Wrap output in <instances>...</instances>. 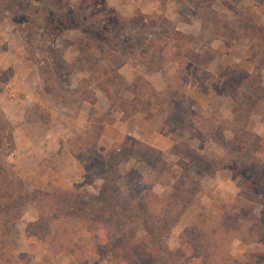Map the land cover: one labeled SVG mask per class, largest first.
I'll list each match as a JSON object with an SVG mask.
<instances>
[{
    "label": "rangeland",
    "instance_id": "obj_1",
    "mask_svg": "<svg viewBox=\"0 0 264 264\" xmlns=\"http://www.w3.org/2000/svg\"><path fill=\"white\" fill-rule=\"evenodd\" d=\"M102 10L105 13H99ZM203 47L217 51V56L212 60L205 52L200 60L191 62L188 58L184 67V52L200 53ZM232 49L237 52L233 60L242 58L241 66L229 68L235 70L234 76L227 69L222 82L211 72V66ZM226 74L236 81L235 92L247 101L246 108L252 112L245 113L249 114L246 126H240L237 120L232 125L234 133L224 134L231 144L225 143L221 132L212 127L218 122L230 127L224 122L236 120L218 116L219 110L212 105L207 115L201 108L200 117L194 118L190 111L182 114V100L179 109L169 108L170 125L166 124V115L157 103L167 97L171 84L177 91L169 95V100L182 95L186 84L187 96L198 104L189 93L193 82L196 93L212 102L226 89L232 93L224 84ZM156 84L166 86L167 92L160 94ZM152 108L161 116V122L146 127L144 134L148 137L156 131L159 136L162 127L167 128L177 138L169 150L162 151L130 134L139 125L132 117ZM245 129L254 137L249 139ZM118 133L120 139L114 142ZM236 138L252 142L249 152L253 159L250 153L241 155L246 160L243 174L251 177L259 168L260 179L264 178L260 169L264 164V0H0V206L6 202L21 204L23 196L28 201L17 225L9 221L7 230L0 229V249H6L7 255L6 259L0 258V264H51L50 253L54 257L64 252L76 254L77 264H131L125 258L141 264L137 248L145 247L147 241L159 264H264L261 257H254L264 254V180L254 188L238 173L218 169L206 173L203 179L197 177L200 191L193 194V205L185 208L176 204L185 201L189 191L199 189L196 182H189L183 191L176 185L184 180V164L189 162L184 143L207 160L218 162L227 156L222 146L231 153L238 152ZM128 139L156 152L151 155L142 145L132 151L134 143ZM117 145H122L121 153L127 160L118 171L106 172L103 177L98 172L103 149ZM135 154L146 159L139 161ZM233 161L226 160L228 164H235ZM114 162L116 159L107 163ZM91 164L92 170L88 171L86 166ZM253 164L259 167L253 169ZM152 169L157 174L151 175ZM130 170L136 180L139 174L146 178L144 185L134 187L130 176V188L128 180L122 178L119 192L102 197L107 178L112 180L115 172ZM224 170L226 174L217 176ZM158 177L168 183L154 187L151 198L163 200L150 205L155 218H147L137 227L125 216L112 217L110 199L116 201L118 210L124 199L137 198L136 204L140 205V190L153 186ZM72 178L78 182L70 186ZM61 191H72L77 201L82 200L81 194L95 199L100 217L111 222H104L103 232L109 233L105 246L96 247L93 233L78 216L69 219L67 235H63L64 229L56 231L52 215L37 222L40 205L35 198L41 192ZM111 192L106 187L105 194ZM45 201L43 198L41 208L46 204L51 213L53 207ZM29 209L38 211L37 220H24ZM86 210L78 213L76 208L70 212L88 213ZM226 211L232 216L228 218ZM141 212L136 209V216ZM145 224L151 233L145 231ZM83 228L94 239L91 248L86 247L89 240ZM133 228H139L138 244L129 237ZM187 228L203 230L197 233L203 240V247L199 246L202 252L196 251L198 246L193 242L197 236H191ZM123 233L129 243L117 247ZM36 240L40 242L38 247L28 246ZM44 243L50 249H43ZM59 247L64 249L60 251ZM23 254L28 259L12 260Z\"/></svg>",
    "mask_w": 264,
    "mask_h": 264
},
{
    "label": "trees",
    "instance_id": "obj_2",
    "mask_svg": "<svg viewBox=\"0 0 264 264\" xmlns=\"http://www.w3.org/2000/svg\"><path fill=\"white\" fill-rule=\"evenodd\" d=\"M96 13H97V16H101L99 13H105V12L102 10L99 13L96 11ZM118 22L120 24L122 21L118 20ZM126 44L130 45L131 43H126ZM127 49H129V47H127ZM205 52H207L208 55H211L210 57L212 60L217 56V53H216L217 51L215 52L214 50L206 48V47H203L200 50V53L193 52L191 54L190 53L187 54V52H184V67L187 64L186 60L188 58L191 60V62L194 59L200 60V58H202L201 54H204ZM220 56H221V54H220ZM198 63H199V61H198ZM228 70L230 72L229 74H232L234 76L235 70H230V69H228ZM229 74L225 75L226 78H225L224 84L232 89L231 95H232L234 102H235L233 114H234V120H236V121L235 122L234 121L229 122V123L224 122V123L229 124L230 127L223 125L222 124L223 122L222 123L218 122L217 123L218 125H214L212 127L214 131L221 132L220 134H222V135L220 137L223 138V140L227 144H231L232 140H226L224 134L228 131H232L234 133V131L232 129V125H234L237 122V120H238L240 126H243V125L246 126V123L249 120L248 115L249 114L252 115V112H250V110L248 108H246V106L249 105L247 103V101L244 98H240L237 95V93L235 92L236 81L232 77H229ZM244 75H246V74H244ZM246 76H244V78ZM211 77H213V76L211 75ZM186 83H188V80L186 81ZM186 87L187 86L185 84L184 93H182V95H176L175 96L176 98H172L169 100V95H174L177 91V89H175L174 85L171 84L169 86V91L167 93V97L161 98V100H164V101L163 102L159 101L157 103V106L166 115L165 116L166 121H167L166 124L170 125L169 124L170 122L168 120V118L170 116L169 114H171L169 112V108L171 109V111H173L175 107H176V109H179L178 107H180L179 105H181L180 102L182 100H184V110H182V108H181L182 114H183V111L184 112L190 111V114L194 118H197L198 116L200 117L201 108L198 107V104L195 100H193L187 96ZM207 89L208 88H203V91H207ZM246 112L247 113L249 112V114L246 115L245 114ZM167 113H168V117H167ZM241 118H242V120H241ZM200 119H202V117ZM221 124H222V127H221ZM244 134H246L249 139L251 137L252 138L254 137V135H252V134H251L252 136H250L247 129L244 130ZM237 139L238 138L234 139V144L236 145V149L238 152L237 153H231L230 151L227 150L226 146H222L224 151H227L226 152L227 156H225L224 159H219V160L217 159L218 162H216L212 159L207 160L206 156L198 154V152L196 150L192 149L191 146H189V144L184 143V148L186 149V150L184 149V155H186V157L189 159V162L187 164H184V180H181V182L177 183L176 185L180 190L183 191L184 187L188 188L189 182L190 183L196 182L197 185L199 186L198 187L199 189L194 190L195 193L194 192L192 193L191 191H189L187 193V199L185 201H182V202L178 201V202H176V204H182L183 206H185V208H187L188 206H191V204L193 205L195 202V198L192 199V196H193V194L197 195L198 191H200V182H198L199 178H197V177H199V175H200V177H202L206 173H211V171H213L215 173L218 169H229L235 173H238V175L240 177H242V179H244V181H246V183L251 184V186L253 185L254 188H258L259 183L262 180H264V178L260 179V176H259L260 173H258V172H260L259 168H258V171L255 172V174L251 175V177H248L247 175L243 174V169H242V166L246 162V160H242L241 155L247 156L248 153H250L249 151H250L252 142L249 139L247 141L244 140L245 142H242L241 139L238 141ZM128 141H131L134 143L132 145V148H131L132 151H134V149H136L137 146L142 145L144 147L145 151L146 152L149 151L151 155H153L156 152V150L154 148L147 146V145H143V143L136 141L134 139H128ZM121 146L122 145H117L116 147L114 146L109 150L103 149V154H101L102 155L101 157H103L102 158V164L99 168L100 171H98L99 173H102L103 177H105L106 172L111 173L115 170L118 171L120 166H122L125 163V161L127 160V159H125V156H122ZM255 147H256V145H255ZM126 150L128 151V148ZM251 155L252 154L250 153L249 156H251ZM135 157L139 161H144L146 159L145 157H143L139 154H137V155L135 154ZM252 157L253 156H251V159H253ZM111 159H116V162H114L113 165L108 164V163H110ZM231 159H234L233 162H235V164H228L226 162V160H231ZM223 161H225V162L223 163ZM92 165L93 164L86 166L88 171L92 170V167H93ZM253 166H254L253 169L256 168V166L259 167V165H257V164H253ZM112 168H113V170H111ZM212 169H214V170H212ZM260 169L263 170V174H264V164H263V166L260 165ZM165 173H166V170H165ZM150 174L155 175L157 173L155 172V170L152 169L150 171ZM130 176L133 179L134 187L139 186L141 184L144 185L146 178L143 175L139 174V176H137L138 178L136 180L134 173H133V170H130V171L124 172V173L115 172L114 178L112 180H110L109 178H107L108 180H106V183H108V185H106V187L111 189L112 192L110 194H107V193L105 194V192H106V187H105L102 197H105V199H106L109 197V195H110V197H112L113 193L115 191L119 192L120 187H118V183H119L120 179H122V178L127 179L129 182L128 187L133 188V186H131L132 179L131 178H130V180L128 179ZM165 177L166 176H164L163 178H165ZM261 177H263V176H261ZM163 178L158 177V181H156L153 186H149V188L143 187V190H140V193L142 195V196H140L142 199V201H141L142 203L140 205L136 204L137 198H133L132 200H127V199L125 200L124 199V202L122 204H120L121 205L120 210H118L119 208L117 207V205L115 203L116 201L110 199L108 207H109V212L113 213L112 217L117 218L120 216H125L129 222L133 223L132 226H137V227H139V224L141 223V221H143L147 218H155L156 214H154V212L151 211L150 205L154 202L161 204V203H163V200H160V199L154 200V198H151V197L155 195L154 194V187L155 186H163L162 183L167 182V181L163 182ZM201 179H203V177ZM152 188H153V190H152ZM144 191H147V193L144 194ZM74 194L75 193H73L72 191H61L60 193H55V192H41V193H39L40 196H38L34 200V201L38 202L37 203L38 206L40 205V208H39L40 209V217H39V220L37 222H40V221L43 222V220H45V218L48 217L47 215H50V216L52 215L51 217L57 225L56 231L58 230V232L59 231L61 232V229H64L63 235H67L68 234V228L71 225V223H70L71 221L69 219H71V217H73L72 215L78 216V218L84 219L86 221V225H87L88 230L93 233V237L95 239L96 247L100 246L102 248L103 246L106 245V243H108V241L106 240V237L109 235V233L106 234L105 232H103V231H106L105 223H106V225H109V223H111V222H108L105 218L100 217L97 205H94V202L96 203L94 198L91 199V197H89L88 195L81 194V196H79V198L81 197L82 200L77 201L76 200L77 198L75 197L76 194L75 195ZM190 197H191V200H190ZM43 198H46L47 203L49 202L50 203L49 205L51 207H53V211L51 213L47 209L48 206H45L46 204L44 206H42V208H41V205L44 204L43 202H41V201H43ZM87 199H89V200H87ZM26 201H27L26 198L23 196L21 204H16L15 202L14 203L6 202V203H3L2 206H0V229H6L7 230L6 223L9 221L12 222L13 224L16 222V224H14V225L15 226L17 225L18 220L23 217L25 209L28 206V203H27L28 201L27 202ZM29 203H31V202H29ZM76 208L78 209V213H80L81 211L86 210V209L88 210V213L84 212L83 214H71L70 211L72 209H76ZM138 208L142 209V212L140 213V215L136 216V209H138ZM17 209H19V210H17ZM15 211H17V212H15ZM121 211L122 212L124 211V213H127L129 215L126 216L127 214L126 215L122 214ZM60 212H63V213L67 212V215L61 216ZM225 214H226V216H228V218L232 216V214L227 213V211L225 212ZM51 217H48V218H51ZM213 217L216 219H221L220 217L219 218H217L215 216H213ZM65 218L67 219V222H64ZM166 218H168V217H166ZM111 219H113V218H111ZM107 228L110 229L109 226ZM144 228H145L146 232H148V233L152 232L151 228H149V226L147 224L144 225ZM133 229H135V228H133ZM133 229H131V233L129 234V237H132L133 238L132 241L134 243L138 244L140 242V237L136 236V234H137L139 228L137 229V231H136V229L135 230H133ZM188 230L190 231V229L187 228L186 232ZM217 230H218V227H216L214 234H216ZM189 233L191 234V236H197L193 243L196 245V247L198 246V248H195L196 251L202 252L203 250L200 249L199 246L203 247V240L198 238L197 233L201 234V233H203V230H200V231L191 230ZM184 237H185V235H184ZM53 241L57 243L56 240H53ZM128 243H129V238L126 235V233H123V236L119 239L116 246L117 247L127 246ZM149 245L150 244L148 243V241H147V244L145 245V247L138 245L140 247H138L137 250H138V252H141L138 255L139 260L142 261L141 264H159L160 263L159 260L154 256V250H151V247ZM160 245L161 244H159V246ZM75 247L71 248V250H73V252L76 251ZM63 249H64V247H59L60 251H62ZM5 250L6 249H0V258L3 257L4 259H6L7 255L5 253ZM165 256H167V255L165 254ZM28 257L29 256L27 254H23L21 256V258H17V259H15V257L14 258L11 257V258L13 261H17V260L24 261L23 259H28ZM254 257H256V258L261 257V261L264 263V254H258V255H255ZM125 260H128L131 264H134V260L131 261L128 258H125Z\"/></svg>",
    "mask_w": 264,
    "mask_h": 264
},
{
    "label": "crops",
    "instance_id": "obj_3",
    "mask_svg": "<svg viewBox=\"0 0 264 264\" xmlns=\"http://www.w3.org/2000/svg\"><path fill=\"white\" fill-rule=\"evenodd\" d=\"M210 25L212 26V24H210ZM212 33H213V31H212ZM212 33H211V35H212ZM214 36H215V34H214ZM217 37H219V36H217ZM216 40L218 42L219 41L222 42L219 38H216ZM234 48H235V46H234ZM233 50H236V49H232L231 52L225 54L221 59L214 60V62L212 63L211 72L216 75V78H218V79L220 78V81H222V82H223V77H224L223 73L226 72L227 69H229V68L236 69V68H239V66H241L240 63L242 61V58L240 56H238V59H236V61H235V59L233 60V55L235 53H237ZM239 57H240V59H239ZM215 69H217V70H215ZM155 87L160 94H165L167 92L166 86L160 87L158 84H156ZM190 88H192L189 90L190 96L197 99L198 105L200 106V108L203 109V112L205 115H207V112L210 109L209 107H211V105H212V106H215L214 108L219 110L218 116L222 115V117L225 119H229V120L233 119V117H234L233 110L235 107V105H234L235 102H234V99L231 95L230 90L228 91L226 89L227 91L226 90L224 91V93H225V94L223 93L224 95L220 94V93L216 94L214 97V100L212 102H210L209 100L204 99L202 95L196 93V85L193 82L191 83ZM129 93H133L131 89L129 90ZM142 113L143 114L136 115V116L132 117L133 122L139 123V125L135 126L133 133H130V132L129 133L131 135H134V136L140 138V139H143L149 145H152L154 147L162 149V151L169 150L171 148V146L175 143V140L177 139L176 136L174 138V136L168 131L167 128L162 127L161 135L157 136V132L154 131V132H152V135L147 137L144 134V132H146V127H150L151 124H154V122L155 123H157V121H158V123L161 122V116L158 115V112L155 108L154 109L152 108L150 111H144ZM109 131H110V127H109ZM119 133H118L117 137H115L114 142L120 139ZM125 134L126 133H124V135ZM223 173L226 174L225 170L224 171H218L217 176L221 175ZM77 182L78 181L76 180V178H72V180L69 184H70V186H72V185H75V183H77ZM48 183H50V182H47L46 184H48ZM226 190H227V187H226ZM207 205H210V202H207ZM38 217H39V215H38L37 210H30L29 209L24 220L30 222L31 220H34V219L37 220ZM22 225H24V223ZM83 232H84L85 237L88 238V240H89V244L86 247L91 248L94 244V239H92V236L90 235L88 230H86V228L83 230ZM32 242L33 241H30L28 246H30V245H33L36 247L39 246V243H40L39 241L36 240L33 243ZM79 244L82 245V243H79ZM48 245L49 244L44 243V245H42V248L43 249H45V248L50 249ZM48 259L50 260L51 264L52 263L53 264H77V262H76L77 256H76V254H73L72 252L71 253L64 252V253H61L59 255H55L54 257H52L51 253H50Z\"/></svg>",
    "mask_w": 264,
    "mask_h": 264
}]
</instances>
